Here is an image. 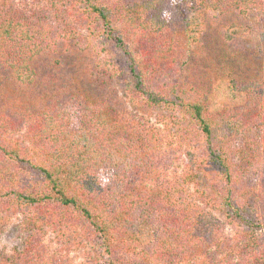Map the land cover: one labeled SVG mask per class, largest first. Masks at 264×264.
I'll list each match as a JSON object with an SVG mask.
<instances>
[{
    "label": "trees",
    "instance_id": "obj_1",
    "mask_svg": "<svg viewBox=\"0 0 264 264\" xmlns=\"http://www.w3.org/2000/svg\"><path fill=\"white\" fill-rule=\"evenodd\" d=\"M220 16L227 43L244 42L231 31L242 27L250 49L262 47L264 0H0L5 80L39 96L28 118L0 111V231L14 218L25 230L0 264H71L65 249L87 247L88 264H209L214 243L228 246L218 264H264V74L222 79L236 104L180 84L178 25L197 41ZM69 47L94 55L90 88L74 75L58 82L59 68L41 61L57 53L63 64ZM115 79L133 106L160 108L177 127L186 163L175 178L155 159L159 127L126 121L87 91ZM47 227L61 239L55 251Z\"/></svg>",
    "mask_w": 264,
    "mask_h": 264
},
{
    "label": "rangeland",
    "instance_id": "obj_2",
    "mask_svg": "<svg viewBox=\"0 0 264 264\" xmlns=\"http://www.w3.org/2000/svg\"><path fill=\"white\" fill-rule=\"evenodd\" d=\"M228 20L227 16L213 17L207 20V24L205 25L206 31L197 41L188 40L183 25H178L176 36L177 50L175 54L179 58V63L183 65L180 84L207 89L206 91L208 92L211 91V98L214 97L216 104H236L240 100L237 93L229 89L228 82H222L223 78H229L228 73L230 71H239L245 78L264 74V40L260 43L262 47L252 51L249 45L246 44L250 38H241L240 35L243 33V29L239 27L236 29L232 28L231 31L235 30L239 39H242L241 41L244 42L241 44H236V42L227 43L223 35ZM250 21L261 25L260 18L254 14L250 16ZM262 23L264 25V21ZM238 45H241V48H237ZM66 49H68V52L64 56H60V59L63 60L64 58L63 64L52 62L53 59L59 57L57 53L49 54L41 61H43V64L45 62L48 68L50 67V70L52 67L53 69L59 68V74L56 77L58 82L70 80L69 78L74 75L79 78L82 85H87L90 88L88 84L93 80L91 71L93 70L94 55L83 51L75 52L72 50L73 47L72 49L70 47ZM235 49L242 50H240L242 58H239V65L233 61L231 54ZM65 57L67 58L66 60ZM1 68L3 67L0 65V111L16 114V112L22 110V112H25L23 114H26V118L30 117L31 112L35 110L36 98H39V96L36 93L28 95L23 89H18L16 86L12 87L5 80L6 73ZM125 90L126 84L118 79L108 81L103 89L95 87L87 89L90 96L109 100L114 111L118 112L126 121L140 122L144 121L145 118H149L151 125L161 129L159 147L155 159H157L156 162H158L160 168H164L162 172L164 173L163 178L168 180L175 178V170L180 172L186 163L183 159L185 157L182 158L179 152L175 153V146L180 144L181 141L180 133L175 132V128L177 127L173 123L170 126L168 123L166 125L162 122V110L160 108L152 109L147 105L133 106V103L127 99ZM26 128L27 125L23 127V135L27 130ZM220 216H223V214L220 213ZM19 219L14 218L9 224L3 225V229L0 231V250L10 253L15 246L21 247L23 245L25 230L22 229L23 226ZM139 233L144 243H149L153 237L152 229L149 225L141 226ZM43 235L51 251L60 248L61 245L59 243L61 239L57 237L58 234L54 229L47 227ZM213 246L215 252L211 254V257H205L204 260H209V264H218L216 259L218 255L216 253L227 250L228 246H217L216 243ZM89 250V247L81 249L73 248L68 255V251L65 249V261H70L71 264H88L87 256H89ZM223 259L231 258L223 257L220 260L221 264H224ZM197 262L205 264V262H200L198 259Z\"/></svg>",
    "mask_w": 264,
    "mask_h": 264
}]
</instances>
